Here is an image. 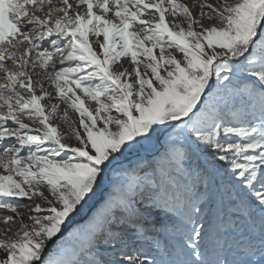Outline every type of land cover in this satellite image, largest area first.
<instances>
[{
    "label": "snow or ice",
    "instance_id": "snow-or-ice-1",
    "mask_svg": "<svg viewBox=\"0 0 264 264\" xmlns=\"http://www.w3.org/2000/svg\"><path fill=\"white\" fill-rule=\"evenodd\" d=\"M17 219L0 264H264V0H0Z\"/></svg>",
    "mask_w": 264,
    "mask_h": 264
},
{
    "label": "rangeland",
    "instance_id": "rangeland-1",
    "mask_svg": "<svg viewBox=\"0 0 264 264\" xmlns=\"http://www.w3.org/2000/svg\"><path fill=\"white\" fill-rule=\"evenodd\" d=\"M54 2L58 3L59 0H54ZM70 2H73V0H70ZM181 2L182 3H186V4L191 6L194 3V0H181ZM208 2L212 3V4H215L217 2V0H208ZM230 2H232V0H230ZM76 10L82 12L83 11V7L77 8ZM198 10L199 9L196 8V9H194V12H197ZM205 23H207V21H205ZM98 39H99L100 42H103V37L102 36L99 37ZM90 40L92 41V44H93V47L95 48V50L97 52H99L100 49H99L98 43L96 42L97 38L96 37H90ZM9 63H10V61H9ZM122 64L125 67H128L129 66L128 59L124 58L122 60ZM49 91H52V89L50 87H49ZM63 107L64 106L61 105V108H63ZM70 116H71V119H73V120H75L77 118L74 113H70ZM62 130H64L63 127H62ZM19 211L23 213V212H27L28 210L27 209H20ZM88 215H91V213H88ZM24 219H25V221H27V216H25ZM85 219H87V217H85ZM83 222L84 221H79L78 223H83ZM19 224H20L19 219L15 220L14 223H11L10 225H7V226L2 221H0V238H4L3 234H4V231H5L6 227H11V231L7 232V236H9V237L12 236L14 234V232L17 230V228L19 227ZM75 227H76V225H73L71 228H69L68 231H66L64 233V236L67 238L65 240V242H64L65 243V247L70 248V247L74 246L75 244H77L79 242L78 239L75 236L69 237V235H68V233L70 231H72V228H75ZM50 247H51V244H50ZM3 256H4V252L2 250H0V258H3Z\"/></svg>",
    "mask_w": 264,
    "mask_h": 264
}]
</instances>
